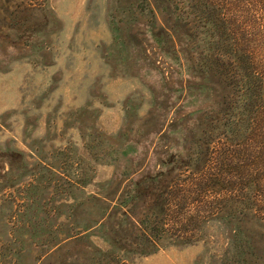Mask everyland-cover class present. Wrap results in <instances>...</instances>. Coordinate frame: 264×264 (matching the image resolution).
Listing matches in <instances>:
<instances>
[{"label": "rangeland", "instance_id": "1", "mask_svg": "<svg viewBox=\"0 0 264 264\" xmlns=\"http://www.w3.org/2000/svg\"><path fill=\"white\" fill-rule=\"evenodd\" d=\"M49 1L0 0V68L47 42ZM194 3L108 0L103 54L136 85L118 134L96 132L87 144L113 173L95 181L86 146H39L42 159L0 152V264H237L226 249L237 185L229 198L224 166L200 168L213 140L255 121L237 62H222L206 8ZM255 240L246 264H264V240Z\"/></svg>", "mask_w": 264, "mask_h": 264}, {"label": "crops", "instance_id": "2", "mask_svg": "<svg viewBox=\"0 0 264 264\" xmlns=\"http://www.w3.org/2000/svg\"><path fill=\"white\" fill-rule=\"evenodd\" d=\"M107 2L50 0L55 26L47 42L0 68L2 154L42 159L39 146H86L87 157H96L95 181L112 175L110 163H99L87 144L93 143L90 137L96 132L105 137L118 134L136 85L113 74L104 57L102 49L112 42ZM71 169L72 174H82L76 166Z\"/></svg>", "mask_w": 264, "mask_h": 264}, {"label": "trees", "instance_id": "3", "mask_svg": "<svg viewBox=\"0 0 264 264\" xmlns=\"http://www.w3.org/2000/svg\"><path fill=\"white\" fill-rule=\"evenodd\" d=\"M194 1L193 7L203 4L206 8L212 35L218 34L223 49L222 62L235 70L237 62L238 72H235L246 99L243 105H248L255 121L242 122L233 138L222 135L213 140L207 148V163L200 168L205 171L224 166L222 181L230 186L226 190L229 198L233 196L231 186L237 185L240 206L236 228L227 238L226 249L235 252L237 264H246V256L255 254L250 250L255 246V237L264 240L261 232L249 233L245 226L251 222L264 231V0ZM223 217L229 225L233 217L230 206Z\"/></svg>", "mask_w": 264, "mask_h": 264}]
</instances>
